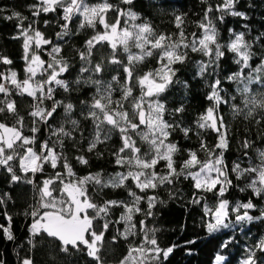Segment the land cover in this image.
I'll list each match as a JSON object with an SVG mask.
<instances>
[{
  "label": "trees",
  "instance_id": "obj_1",
  "mask_svg": "<svg viewBox=\"0 0 264 264\" xmlns=\"http://www.w3.org/2000/svg\"><path fill=\"white\" fill-rule=\"evenodd\" d=\"M70 2L0 0V125L17 132L0 158V264H264V0ZM111 27L115 46L98 39ZM27 43L45 74L27 71ZM208 163L223 190L194 186ZM69 186L91 206L94 257L31 228L73 214Z\"/></svg>",
  "mask_w": 264,
  "mask_h": 264
},
{
  "label": "rangeland",
  "instance_id": "obj_2",
  "mask_svg": "<svg viewBox=\"0 0 264 264\" xmlns=\"http://www.w3.org/2000/svg\"><path fill=\"white\" fill-rule=\"evenodd\" d=\"M116 27H111L107 30L106 34L103 35L102 37L98 38L100 40H104L105 42L109 43L111 46H115L116 44ZM32 44L38 49L40 48L42 45H44V42L42 41V39L40 38L39 35H35L32 38ZM30 44L27 43V46H25V51H26V63H27V71L31 74V75H36L41 73H46L44 69H46V65L44 66L43 64H39L38 63V55L37 54H32L30 56ZM54 77L58 76V73H53ZM57 79V78H56ZM58 81L56 80V83ZM150 82H157L155 80H153L152 78H150L149 76H146L144 79H142L141 83L144 86V88L149 91V90H155L154 88H149L148 85ZM31 86L27 83L26 87L24 88V90L26 92H31ZM208 119L210 120L211 125L213 126V128L216 129V124L215 121L212 117V114L209 112L207 115ZM107 120L112 122V119L110 117H107ZM143 122V119H142ZM17 132L16 130H14L13 128L7 127V126H3L0 125V158L3 159L5 161L4 158H6V152L4 151V147L8 148L11 147L12 142L14 140V138L16 137ZM127 145H129L128 143H126ZM39 159L38 156L33 152V151H27L24 156L21 158L20 161V166L22 171L24 172H28V171H35L39 168ZM191 179L194 183V186L196 188H215L218 187L220 190H223V188L226 185L225 179H224V174L222 172V170L220 169V167L214 163H208L207 165H205L203 168H201L199 171L193 173L191 176ZM264 180V178H263ZM67 191V194L71 200L73 209H75L76 211H79V215L80 218H84L85 217V213L83 214L80 211V207L84 204V203H88V201L84 198L83 194L80 192L79 189H77L74 186H69L67 188H65ZM91 206L88 204V208H90ZM226 218V203L225 202H220L218 205L217 210L215 211V213L213 214L212 218H211V222L213 224H223L224 220ZM248 216L245 215L243 217H241L240 219H247ZM90 231V230H89ZM92 238L90 242H86L85 239H83L82 243L84 245L87 246L88 252L91 256H95V251H96V246L98 244V242L100 241V236L97 235H93L91 234ZM221 260L220 257L217 258V260ZM24 264H28V262H25ZM140 264V263H139ZM214 264H217V261H215ZM241 264H250L248 261H244Z\"/></svg>",
  "mask_w": 264,
  "mask_h": 264
},
{
  "label": "water",
  "instance_id": "obj_3",
  "mask_svg": "<svg viewBox=\"0 0 264 264\" xmlns=\"http://www.w3.org/2000/svg\"><path fill=\"white\" fill-rule=\"evenodd\" d=\"M148 87H152L156 92L164 89L162 84L150 82ZM88 209V203L80 207L84 214ZM31 228L39 233L42 232L64 246H74L81 243L86 234L91 229V221L87 218H80L79 211L73 209L70 217H62L54 212L43 214L40 219L31 225Z\"/></svg>",
  "mask_w": 264,
  "mask_h": 264
},
{
  "label": "built area",
  "instance_id": "obj_4",
  "mask_svg": "<svg viewBox=\"0 0 264 264\" xmlns=\"http://www.w3.org/2000/svg\"><path fill=\"white\" fill-rule=\"evenodd\" d=\"M78 2H80V0H74V2H70L69 3V5L66 7V12L68 11V12H70L72 9H74V7L76 6V4L78 3ZM66 17V16H65ZM47 65V64H46ZM47 67H48V65L46 66V69H47ZM46 69H45V72H46ZM45 74V73H44ZM4 85V84H3ZM42 86H44V84H42ZM43 97L44 98H48V97H50L49 95H47V94H44L43 95Z\"/></svg>",
  "mask_w": 264,
  "mask_h": 264
}]
</instances>
